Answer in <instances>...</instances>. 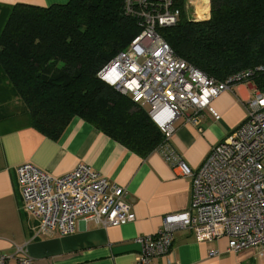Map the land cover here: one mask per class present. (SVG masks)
Returning a JSON list of instances; mask_svg holds the SVG:
<instances>
[{
	"label": "built area",
	"instance_id": "1",
	"mask_svg": "<svg viewBox=\"0 0 264 264\" xmlns=\"http://www.w3.org/2000/svg\"><path fill=\"white\" fill-rule=\"evenodd\" d=\"M202 1H185L184 8L192 7L191 20H198L197 11L205 7L202 13L209 17L210 0L206 6ZM124 4L140 32L97 76L147 109L164 134L154 151L176 175L190 178L192 184L185 210L167 214L154 233L135 238L140 246L137 264H158L159 258L163 264H178L172 256L178 229L192 231L198 241L226 236L228 250L255 247L264 258V90L250 80L253 74L264 72V64L217 80L177 56L158 33V29L178 22L182 9L175 0H124ZM239 83L253 84L245 120L211 148L197 169H192L169 143L175 131L173 122L183 116L198 126L203 110L220 119L211 100ZM15 171L21 208L37 220V234H71L79 219L108 226L135 218L125 189L87 164L80 163L59 177L30 162L18 165ZM12 257L0 253V264H8ZM17 261L32 264L25 253Z\"/></svg>",
	"mask_w": 264,
	"mask_h": 264
},
{
	"label": "trees",
	"instance_id": "2",
	"mask_svg": "<svg viewBox=\"0 0 264 264\" xmlns=\"http://www.w3.org/2000/svg\"><path fill=\"white\" fill-rule=\"evenodd\" d=\"M158 29L173 52L223 80L264 64V0H210L209 17ZM140 32L124 0L16 3L0 27V82L29 124L57 138L77 116L146 156L164 140L145 107L100 80L97 72ZM264 90V72L250 77Z\"/></svg>",
	"mask_w": 264,
	"mask_h": 264
},
{
	"label": "crops",
	"instance_id": "3",
	"mask_svg": "<svg viewBox=\"0 0 264 264\" xmlns=\"http://www.w3.org/2000/svg\"><path fill=\"white\" fill-rule=\"evenodd\" d=\"M67 1L0 0V27L9 7L16 3L49 6ZM252 88V83H239L212 99L210 105L219 113L218 120L203 110L198 126L183 116L173 122L175 131L169 143L192 169L245 120ZM13 97L0 82V253L15 256L8 264H19L17 258L24 253L32 264H137L140 246L135 238L154 233L164 216L189 206L191 179L176 175L157 151L141 156L77 116L57 138L49 137L29 124ZM25 162L54 177L80 163L89 165L125 189L134 220L104 226L79 219L71 234H37V220L21 208L15 170ZM257 250L230 251L226 236L198 241L192 231L178 229L172 256L178 264H264ZM156 261L163 264L162 258Z\"/></svg>",
	"mask_w": 264,
	"mask_h": 264
},
{
	"label": "bare ground",
	"instance_id": "4",
	"mask_svg": "<svg viewBox=\"0 0 264 264\" xmlns=\"http://www.w3.org/2000/svg\"><path fill=\"white\" fill-rule=\"evenodd\" d=\"M202 3L204 4V6L207 5V0H203ZM206 7L204 9H201L197 11V19L200 20V19H205L206 16L204 15V13H202L203 11H205ZM205 17V18H204Z\"/></svg>",
	"mask_w": 264,
	"mask_h": 264
},
{
	"label": "rangeland",
	"instance_id": "5",
	"mask_svg": "<svg viewBox=\"0 0 264 264\" xmlns=\"http://www.w3.org/2000/svg\"><path fill=\"white\" fill-rule=\"evenodd\" d=\"M183 11H184V16H185V18L188 19V20H191V18H190V13H191V11H192V7H191V8H189V7L184 8ZM205 19H206V18H205ZM200 20H204V19H200ZM200 20H195V19H193L192 21H200Z\"/></svg>",
	"mask_w": 264,
	"mask_h": 264
}]
</instances>
